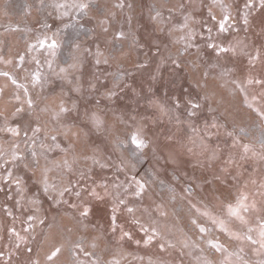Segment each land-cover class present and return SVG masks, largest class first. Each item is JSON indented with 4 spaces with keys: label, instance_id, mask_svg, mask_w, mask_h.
<instances>
[{
    "label": "rangeland",
    "instance_id": "1",
    "mask_svg": "<svg viewBox=\"0 0 264 264\" xmlns=\"http://www.w3.org/2000/svg\"><path fill=\"white\" fill-rule=\"evenodd\" d=\"M258 80L261 0H0V264H262Z\"/></svg>",
    "mask_w": 264,
    "mask_h": 264
},
{
    "label": "snow or ice",
    "instance_id": "2",
    "mask_svg": "<svg viewBox=\"0 0 264 264\" xmlns=\"http://www.w3.org/2000/svg\"><path fill=\"white\" fill-rule=\"evenodd\" d=\"M262 3H264V0H261ZM80 7H87V5H81ZM246 7H251V4H248L246 5ZM228 20V17L225 16L223 18V20L221 21L219 27H220V30L221 31H224L225 30V22ZM245 23H247V21H245ZM53 47L55 46V42H53ZM209 47H215V48H218L220 52H225V51H228V49H225V48H221L219 47L218 45H212V44H209L208 45ZM255 59V58H253ZM4 75H7V73H4ZM256 83H264L262 81H256ZM28 105L29 107L32 106V101H28ZM192 108H196L198 107L199 105L198 104H195V103H192ZM60 111L63 112L65 111V109L63 108V106H61L60 108ZM190 115L192 113H189ZM11 131H13L14 133L16 132L15 129H12ZM35 131H39V129H35ZM142 129H136L135 132L132 133L131 137H130V141H131V144L136 148V149H142L144 147H146L147 145L139 138L140 136V133H141ZM53 139H55V137H53ZM245 151H247V146H245ZM136 183V186H137V191L135 192V195L139 196L140 193L144 190L145 188V185L139 181V180H136L135 181ZM95 193H93L94 195ZM247 200V197L244 196L243 194L237 199L235 205L229 203L226 208H225V211L227 213V215L229 217H236L237 219H240V220H243V217L240 215L241 211H247L248 210V205L245 203V201ZM121 204L124 203L123 200L120 201ZM113 211H115V209H113ZM128 212H132L133 209L132 208H128L127 209ZM197 211L199 212V209H197ZM86 214V212L84 213ZM202 215H205V216H208L209 214L207 212H204V213H201ZM29 220L32 219L31 216L28 217ZM212 219V222L214 224H219L220 227H221V230L222 231H226V228H224V221L223 220H217L215 217H211ZM115 222V217H113V223ZM192 223L194 225L197 224V221L195 219L192 220ZM199 227V225H197ZM26 230V229H25ZM199 230L201 233L207 231V229H205L204 227H199ZM146 231V230H145ZM124 235H128V233H124ZM260 247L262 249H264V224L261 225V231H260ZM249 240H251V236L248 237ZM151 240V237H148L146 240H145V243H148L150 242ZM253 243H256V241H252ZM209 244L211 245V247L215 248L217 251H221V246L218 244V243H212L211 241H209ZM59 252V249H56V251H54L49 257L48 259L51 260L54 256L57 255V253ZM262 264H264V262H262Z\"/></svg>",
    "mask_w": 264,
    "mask_h": 264
}]
</instances>
